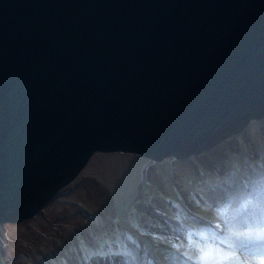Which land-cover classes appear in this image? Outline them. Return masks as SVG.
I'll use <instances>...</instances> for the list:
<instances>
[{"label": "water", "instance_id": "95a60500", "mask_svg": "<svg viewBox=\"0 0 264 264\" xmlns=\"http://www.w3.org/2000/svg\"><path fill=\"white\" fill-rule=\"evenodd\" d=\"M264 116V0H0V224L94 152L190 158Z\"/></svg>", "mask_w": 264, "mask_h": 264}, {"label": "rangeland", "instance_id": "374dc122", "mask_svg": "<svg viewBox=\"0 0 264 264\" xmlns=\"http://www.w3.org/2000/svg\"><path fill=\"white\" fill-rule=\"evenodd\" d=\"M235 147L244 148L238 142ZM197 165L200 173L193 169L187 175L188 180L195 189L209 193L218 174L214 173L210 180L205 168ZM237 167L241 166L221 170L222 175H232ZM172 170L182 172L176 161L172 162ZM223 201L221 208L217 205L212 208L229 212V200ZM127 209L129 226L117 213L109 188L94 176L78 175L43 205V211L27 219L0 224V264H91L95 259L150 264V255L135 233L144 235L141 225L144 212L156 221H166L168 227L180 229L186 239L183 247L190 248L194 239L200 237L195 226H191L196 220L187 212L178 189L167 184L162 165L151 163L143 167L136 194ZM171 254L174 259L179 256ZM181 264H187V260L183 258Z\"/></svg>", "mask_w": 264, "mask_h": 264}, {"label": "bare ground", "instance_id": "6f19581e", "mask_svg": "<svg viewBox=\"0 0 264 264\" xmlns=\"http://www.w3.org/2000/svg\"><path fill=\"white\" fill-rule=\"evenodd\" d=\"M237 142L243 144L244 148L235 147ZM225 159L229 161L226 162ZM174 161L179 163L181 173L173 172L172 162ZM151 163L164 167L167 184L178 189L187 212L196 220L190 224L195 226L196 233L200 237L194 239L190 248L183 247L186 239L182 238L180 229L168 227L166 221H156L153 216L146 215L145 212L141 220L144 235L135 233L141 238L140 244L143 243L142 245L150 255V264H181L183 258L187 260V264H193L197 249L207 247L210 252L220 251V245L224 244L221 241L223 233L226 234L231 227L239 228V207L242 201L250 193L257 191L260 181L264 179V116L244 123L237 131L222 139L214 147L195 156L192 155L190 158L163 156L155 160L139 153L98 151L89 157L79 175L94 176L106 185L112 194L117 213L119 212L123 219L136 194L142 169ZM197 164L205 168L204 173L211 176L210 180H213L214 173L218 174V180H214L209 193H204L202 189H195L188 180L187 175L193 172V169L200 173ZM233 166L241 167H237L232 175L227 177L222 175L221 170ZM221 176L224 180L220 181ZM247 181L253 182L255 187L246 185ZM224 198L229 200L228 205L231 209L229 212L212 208L214 205L221 208ZM237 205L239 207H236ZM232 212L235 215L232 216ZM246 222L254 225L255 215L252 214ZM181 229H183L182 226ZM177 246L178 248H175ZM172 252L179 256L172 258ZM244 252L238 255L232 253V255L239 261L264 264L260 252H252L249 247ZM91 264H140V262L95 259Z\"/></svg>", "mask_w": 264, "mask_h": 264}, {"label": "snow or ice", "instance_id": "6c2138e0", "mask_svg": "<svg viewBox=\"0 0 264 264\" xmlns=\"http://www.w3.org/2000/svg\"><path fill=\"white\" fill-rule=\"evenodd\" d=\"M254 214L256 222L251 225L250 216ZM243 235H237L229 230L226 239L231 243L220 245V251H209L207 247L195 250L196 260L193 264H253L251 261H239L232 253L238 255L250 246L260 249L261 258L264 259V179L260 181L257 191L250 193L241 203L239 212V228L236 230ZM254 233V234H253ZM227 253L228 255H224Z\"/></svg>", "mask_w": 264, "mask_h": 264}]
</instances>
